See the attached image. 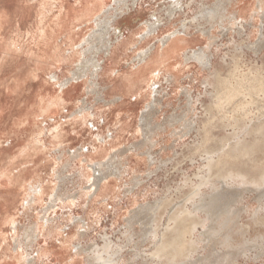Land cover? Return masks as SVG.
Returning <instances> with one entry per match:
<instances>
[{
    "label": "rangeland",
    "instance_id": "rangeland-1",
    "mask_svg": "<svg viewBox=\"0 0 264 264\" xmlns=\"http://www.w3.org/2000/svg\"><path fill=\"white\" fill-rule=\"evenodd\" d=\"M0 264H264V0H0Z\"/></svg>",
    "mask_w": 264,
    "mask_h": 264
},
{
    "label": "bare ground",
    "instance_id": "bare-ground-1",
    "mask_svg": "<svg viewBox=\"0 0 264 264\" xmlns=\"http://www.w3.org/2000/svg\"><path fill=\"white\" fill-rule=\"evenodd\" d=\"M155 27V26H154ZM156 31V30H155ZM102 34V33H101ZM187 42V40L185 39H182L181 37H177L175 34H171V35H168L166 36L165 38L162 39V43L163 44H166V48L164 50V53H162V56L160 57H163V54H177V52L181 49L182 47V43H185ZM110 47V46H108ZM203 51V50H202ZM193 54H198L197 51H194ZM151 56V53L149 50L143 52L141 55H140V58L142 61H144L146 64L145 66H142V67H139L137 72H136V75L139 77L141 75H143V73L145 72L147 66H149L152 62H153V59L155 58L154 56L150 57ZM149 59L150 61H146V59ZM198 58H200L202 60L203 58V55H200ZM176 80V79H175ZM249 147V146H248ZM247 148V147H246ZM252 148V147H251ZM249 149V148H248ZM234 150H232L233 152ZM235 152V151H234ZM100 179V177H98ZM97 178V179H98ZM99 188V187H98ZM184 231V229H183ZM178 234H177V233ZM174 234V239L173 241L169 244V243H166V244H162L161 248L159 249L160 252H164L166 250H173L175 252V250H178L179 252L177 254H181L183 255L185 253V245H183V235L185 234V231L181 234H179L178 230H174L173 232ZM176 235V236H175ZM180 247V248H179ZM174 254L176 253H173V256Z\"/></svg>",
    "mask_w": 264,
    "mask_h": 264
}]
</instances>
